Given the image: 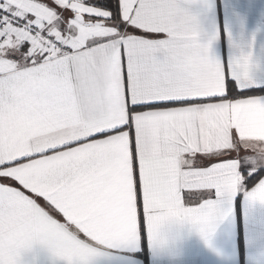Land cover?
Wrapping results in <instances>:
<instances>
[{
  "label": "snow or ice",
  "instance_id": "obj_1",
  "mask_svg": "<svg viewBox=\"0 0 264 264\" xmlns=\"http://www.w3.org/2000/svg\"><path fill=\"white\" fill-rule=\"evenodd\" d=\"M203 7L0 0V264L34 246L54 264H127L145 229L159 247L187 223L208 244L241 191L264 204L248 159L264 142L245 136L264 95L247 58H212Z\"/></svg>",
  "mask_w": 264,
  "mask_h": 264
},
{
  "label": "crops",
  "instance_id": "obj_2",
  "mask_svg": "<svg viewBox=\"0 0 264 264\" xmlns=\"http://www.w3.org/2000/svg\"><path fill=\"white\" fill-rule=\"evenodd\" d=\"M203 2L205 7L197 14L198 23L203 37L211 41L212 58L230 71L236 61L247 58L250 77L258 85L248 91H263L264 0ZM229 82L235 83L231 79ZM245 136L264 142V123L249 122ZM252 187L241 191L225 207L229 214L218 223L208 244L191 225L169 223L161 229L159 247L150 242L145 229L144 250L140 239L138 250L127 264H264V204L246 198ZM21 264L54 261L45 249L34 246L22 256Z\"/></svg>",
  "mask_w": 264,
  "mask_h": 264
},
{
  "label": "clouds",
  "instance_id": "obj_3",
  "mask_svg": "<svg viewBox=\"0 0 264 264\" xmlns=\"http://www.w3.org/2000/svg\"><path fill=\"white\" fill-rule=\"evenodd\" d=\"M248 159L249 160H251V159L257 160L258 165L264 164V154H256V153H253V155L251 157H249Z\"/></svg>",
  "mask_w": 264,
  "mask_h": 264
},
{
  "label": "trees",
  "instance_id": "obj_4",
  "mask_svg": "<svg viewBox=\"0 0 264 264\" xmlns=\"http://www.w3.org/2000/svg\"><path fill=\"white\" fill-rule=\"evenodd\" d=\"M229 83H231V82H229ZM233 84V83H232ZM250 92H252V93H254V94H257V95H263L264 94V90L263 91H250ZM252 186H248L247 188H246V190L247 189H249V188H251ZM141 239H142V246H143V250H144V247H145V241H144V235L142 234L141 235Z\"/></svg>",
  "mask_w": 264,
  "mask_h": 264
}]
</instances>
